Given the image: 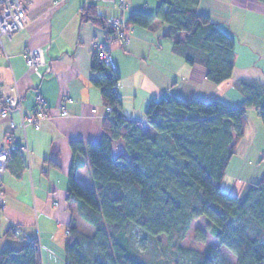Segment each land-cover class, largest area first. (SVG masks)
<instances>
[{"label": "trees", "instance_id": "16d2710c", "mask_svg": "<svg viewBox=\"0 0 264 264\" xmlns=\"http://www.w3.org/2000/svg\"><path fill=\"white\" fill-rule=\"evenodd\" d=\"M199 3L158 0L156 14L137 11L127 22L148 28L158 18L164 21L168 25L164 35L174 41V52L191 65L204 66L207 79L220 84L234 73L236 42L198 11ZM81 13L82 21L109 28L116 40L117 28L96 4ZM94 56L93 82L102 89L105 105L113 107L114 117L104 119L98 142H71L77 157L88 156L93 185L77 179L73 163L66 196L72 211L67 264H151L149 239L158 243L159 235L166 236L172 256L188 253L192 264H264V173L246 185L241 197L221 187L249 125L247 108L255 107L264 124V82L236 81L244 95L242 105L219 97L186 101L172 94L153 99L145 120L129 119L114 90L120 80L116 68ZM117 140L125 141L126 152L115 155ZM199 217L208 220L210 233L235 254L236 262L222 257L214 245L204 250L184 247L192 222ZM14 227L6 236L24 238ZM198 235L204 236L201 231ZM26 240L24 247L0 251V264H42L38 241Z\"/></svg>", "mask_w": 264, "mask_h": 264}, {"label": "crops", "instance_id": "0c3cea01", "mask_svg": "<svg viewBox=\"0 0 264 264\" xmlns=\"http://www.w3.org/2000/svg\"><path fill=\"white\" fill-rule=\"evenodd\" d=\"M26 2V27L3 37L0 81L6 95L21 96V105L13 106L10 112L16 124H21L22 112L33 110L37 93L44 96L54 117L45 119L41 128L16 130L26 148L14 152L4 173L0 236L2 233L12 239L7 247L13 249L27 245L28 237L36 239L42 264H67L65 246L72 211L64 177L70 176L73 163L78 178L91 174L88 156L77 157L71 142H98L107 118L102 89L93 82L91 65L97 48L113 56L120 76L117 93L122 100L121 110L129 119L145 120L153 99L172 94L186 101L219 97L226 103L242 105L244 95L236 89V81L264 82V4L260 0H200L198 11L213 19L236 42L234 73L222 86L207 79L204 66L191 65L174 52V41L164 35L168 28L164 21L158 18L148 28L128 24L127 19L137 11L156 14L158 0H129L126 10L116 0ZM93 4L108 19L119 17L127 23V41L113 39L109 28L82 21L81 11ZM31 50L37 51L40 58L32 68L25 53ZM61 106L67 108L68 116L60 115ZM247 113L249 125L230 161L236 157L237 175L247 170L246 179L237 180L241 182L238 187L237 181L232 185L233 190L228 192L234 194L236 187L241 194L248 183L259 181L264 173V124L255 107H248ZM144 128L154 133L147 123ZM10 131L9 119L0 116V137ZM113 152H126L125 141H115ZM17 224L24 238L6 236L7 229Z\"/></svg>", "mask_w": 264, "mask_h": 264}, {"label": "built area", "instance_id": "2783aa9c", "mask_svg": "<svg viewBox=\"0 0 264 264\" xmlns=\"http://www.w3.org/2000/svg\"><path fill=\"white\" fill-rule=\"evenodd\" d=\"M123 10L129 6V0H116ZM28 13V5L26 0H0V48L3 45V37H9L13 34L24 29L26 26V15ZM113 25L117 28V33L119 41H127L129 38V33L127 31V24L121 18L115 17L111 21ZM27 64L30 68L36 66L40 58L38 57V52L35 50L26 51ZM96 54L101 62L106 65H110L116 68L113 56L108 50L98 47ZM114 90H118V84L114 86ZM20 95L8 96L3 92V86L0 81V116L8 118L11 124V131L4 137H0V209L4 207V191L3 187V177L7 170V166L11 160V155L18 148H26L25 145L20 143V139L16 134L18 128L25 130L28 126H35L36 128H41L42 123L45 119L53 118L54 116L47 108V101H45L44 96L41 93L36 95V105L32 111L26 113L22 112L21 124L15 123L11 116V109L13 106L21 105ZM107 117H114L113 107L111 105L106 106ZM60 115L66 117L69 115V111L64 106L59 108ZM14 231L16 233L22 234L23 231L20 225H14ZM39 244V243H38Z\"/></svg>", "mask_w": 264, "mask_h": 264}, {"label": "rangeland", "instance_id": "374dc122", "mask_svg": "<svg viewBox=\"0 0 264 264\" xmlns=\"http://www.w3.org/2000/svg\"><path fill=\"white\" fill-rule=\"evenodd\" d=\"M110 21H112V19ZM127 31H128V25H127ZM117 40H119V39H117ZM227 81L228 80H226L225 82L220 83V84L222 86H224L227 83ZM261 120H262V118H261ZM234 159H236V157ZM234 159H233V162H231L229 164V167H228L229 169L227 170V174L224 178L225 180L221 184L222 189L226 190V191L233 190L232 185L234 186L236 184L237 180L246 179V178H244V176H246L245 173L247 172V170H245L244 173L242 172L241 176L238 177L237 174H238L239 168L236 165L237 160H234ZM260 167H262V166H260ZM90 175H80V177L79 178L77 177V179L79 181H81L83 184L91 186V185H93V183H92V176L90 178ZM64 179L65 180L67 179L68 185H69V177H64ZM238 184L240 185L241 182L237 181V185H236L237 187H238ZM237 187L235 188L234 192L236 194H238L237 196L241 197L240 195H242L243 193L241 192V194H240L239 193L240 191ZM244 191H245V189H244ZM4 228H5V226L3 225L1 232L3 231ZM209 228H210V223L204 217H199V219H195L192 222L191 229L189 231V236L183 242L184 247L187 249L204 250L209 245L210 246L214 245L217 252L222 257L224 256V257L228 258L232 263L236 262L237 258L235 256V254H232L225 246H223V245L221 246V244H219V242L213 236V234L210 233ZM198 231L199 232L201 231L202 234H204V236H199ZM159 238H160L159 239L160 241L158 243L149 239V246H148L149 250L147 251V256L150 258L151 264H192V259L188 255V253L182 254V255L177 254L175 256H172L171 249L169 248V246L167 244L168 241H167L166 236L159 235ZM8 240H12V239H10L9 237H7V238L4 237L3 234L1 233L0 251L7 247L8 243H9Z\"/></svg>", "mask_w": 264, "mask_h": 264}]
</instances>
